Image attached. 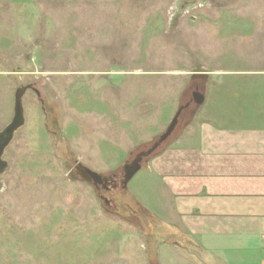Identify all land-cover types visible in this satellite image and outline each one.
<instances>
[{
    "label": "rangeland",
    "instance_id": "1",
    "mask_svg": "<svg viewBox=\"0 0 264 264\" xmlns=\"http://www.w3.org/2000/svg\"><path fill=\"white\" fill-rule=\"evenodd\" d=\"M262 69L264 0H0V132L15 91L39 93L24 94L2 157L0 264H191L163 245L171 223L146 171L164 144L126 189L121 166L204 90L194 74L211 87L215 73ZM74 160L119 176L99 193L108 203L69 174Z\"/></svg>",
    "mask_w": 264,
    "mask_h": 264
},
{
    "label": "crops",
    "instance_id": "2",
    "mask_svg": "<svg viewBox=\"0 0 264 264\" xmlns=\"http://www.w3.org/2000/svg\"><path fill=\"white\" fill-rule=\"evenodd\" d=\"M209 74L192 76L203 104L147 163L163 245L191 264H264V69L215 73L212 88Z\"/></svg>",
    "mask_w": 264,
    "mask_h": 264
},
{
    "label": "water",
    "instance_id": "3",
    "mask_svg": "<svg viewBox=\"0 0 264 264\" xmlns=\"http://www.w3.org/2000/svg\"><path fill=\"white\" fill-rule=\"evenodd\" d=\"M28 90L34 92L37 97L39 96V93L31 86L21 87L17 89L14 94L12 120L5 127V129L0 132V175H2L7 168V163L2 160L4 151L12 142L14 134L24 125L25 120L22 107V98ZM203 101V96L198 92H194L192 94L191 101L178 107L169 125L166 127L163 133H161L159 137L152 143V145L147 150L139 152L132 161L122 164L121 170L123 175L119 183V187L121 189H126L128 183L143 168V161L148 159L171 137L178 125V119L182 112L185 111L191 104H194L196 108L200 107L203 104ZM80 168L81 172L79 173V176L82 178L83 182L88 184L92 183L93 185H101L102 182L107 183V179L102 175L96 174L82 166H80Z\"/></svg>",
    "mask_w": 264,
    "mask_h": 264
},
{
    "label": "flooded vegetation",
    "instance_id": "4",
    "mask_svg": "<svg viewBox=\"0 0 264 264\" xmlns=\"http://www.w3.org/2000/svg\"><path fill=\"white\" fill-rule=\"evenodd\" d=\"M187 101L186 103H188L191 99V97H187ZM80 166L84 167V168H87L85 166H83L81 163L77 162L74 160L73 162V167L70 166V169H69V174H71V176H74L78 179H80L82 181V178L79 176V173L81 172V168ZM88 169V168H87ZM90 170V169H88ZM91 171V170H90ZM93 172V171H92ZM107 179V183L106 182H102L101 185H93L92 183L89 184L90 186L94 187L95 191L99 193H108V192H111V191H115L119 186H118V181H119V176L115 175V174H112V175H108L106 177ZM88 184V183H87ZM118 186V187H117ZM101 200H103L105 203H108V201L105 200V198L99 194L98 196Z\"/></svg>",
    "mask_w": 264,
    "mask_h": 264
}]
</instances>
